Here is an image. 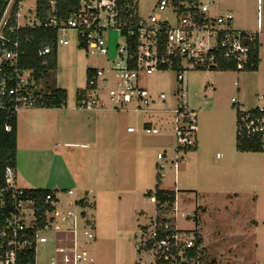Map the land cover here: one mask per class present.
Listing matches in <instances>:
<instances>
[{"label": "rangeland", "instance_id": "374dc122", "mask_svg": "<svg viewBox=\"0 0 264 264\" xmlns=\"http://www.w3.org/2000/svg\"><path fill=\"white\" fill-rule=\"evenodd\" d=\"M137 1L139 15L152 12L159 19L175 21V14L169 7L163 11L156 9L158 0ZM211 1L210 14L230 10L233 28L258 32V69L220 71L187 68L185 64V91L181 90L177 73L171 68L141 74L138 79L141 86L153 95L165 93V100L156 101L154 111L147 114L135 112L131 104H127L125 110L91 111L77 106L76 93L86 84L87 67L106 68L120 60L117 48L124 44V37L117 29L109 28L103 33L108 47L105 55L79 46L73 30L64 35L69 41L67 44L57 45V66L47 81L66 90L62 107L65 112L59 114L56 121L65 133L53 136L52 143L56 144L61 161L81 177L78 175L80 179L70 186L63 179L60 182L65 185L56 191V210L61 214L69 211L71 216L65 221L59 220L58 231L48 228L40 232L46 237V242L38 243L35 249V258L40 262L47 263L61 256L62 252L55 250L58 246L64 247V251L74 246L75 251H84L85 256L139 255L136 244L142 236L141 226H147L157 211L148 196L133 189L135 185L152 191L157 187L174 189L176 215L173 218L171 210L172 220L175 227L185 233H188L185 229L194 225L193 216L198 205L206 208L205 229L227 221L239 233L241 218L247 229L253 227L251 219L264 220V210L252 204V195L264 197V151L240 153L235 149L236 107L264 106V0ZM39 86H43V81H39ZM181 98L195 114L193 147L196 148L187 151L175 149L172 110ZM111 105L106 104L107 107ZM29 111L31 108H22L16 114L20 116ZM44 118L48 120L47 116ZM30 120L24 118L23 125ZM145 122L156 126L159 132H142L140 128ZM128 126L136 130L127 132ZM118 150L123 156L117 154ZM137 151L141 153L140 159ZM157 153L164 157L156 158ZM175 155L179 157L176 182L168 162L161 170L164 177L159 180L158 163ZM244 177L255 179L254 192L239 198L226 211L223 207L226 202L217 190L236 188L241 191L244 187L239 181ZM81 199L86 204L76 203ZM237 208L242 211L241 218L233 214ZM85 232L92 236L88 237ZM255 235L257 244L247 249L250 258H255L251 264H264V222L259 223ZM142 253L154 257L153 251ZM204 253L205 262L210 254L207 249Z\"/></svg>", "mask_w": 264, "mask_h": 264}, {"label": "built area", "instance_id": "2783aa9c", "mask_svg": "<svg viewBox=\"0 0 264 264\" xmlns=\"http://www.w3.org/2000/svg\"><path fill=\"white\" fill-rule=\"evenodd\" d=\"M212 1L195 2L184 0H158L156 9L163 11L169 7L175 14V21L159 19L155 13L146 16L139 15L135 28L122 32L117 20V0H80L78 10L66 20H57L55 16L41 17L37 13L36 0H0V110L15 113L22 108L35 107V81L32 70L22 68L20 61L25 56L23 40L27 39L26 32L30 29L56 28L55 47L58 44H67L64 35L68 30L76 32L78 42L93 53L107 54L108 47L103 35L109 28H115L124 37V44L118 45L120 60L108 67H91L92 73L86 84L77 91V106L92 111L104 109H123L127 104L137 113L154 111L153 104L165 100V93L153 95L148 89L139 84V75L151 74L155 70L167 68L176 69L177 79L182 91L186 90L183 70L185 64L190 68H208L216 65L215 49L223 50L225 56L231 57L235 66L242 69L248 61L247 41L258 36L257 31L235 29L232 26L233 14L230 10L224 13L210 14ZM136 37L135 49L130 51L127 36ZM52 50V45L39 47L37 54L43 56ZM235 101V98L232 97ZM112 103L107 107V103ZM113 106V107H112ZM174 112V134L176 136V150L185 151V148L195 144V114L188 109L186 100L181 98ZM238 117V129L246 135H257L264 147V116L241 110ZM258 111H264V106H258ZM10 130V125L4 126ZM128 131H135L132 126ZM140 130L147 134L159 132L156 126L149 122L142 124ZM164 155L157 153V158ZM172 166L174 182L177 178L179 157L175 155L167 161L158 163L161 172L167 164ZM5 185L0 187V264H18L19 258L27 249H35L38 243L46 242V237L40 232L52 228L59 230V220L65 221L71 216L67 211L61 214L56 210L54 192L44 197V203L53 205L52 209L44 212L45 219L38 225L37 209L33 198L27 197L25 188L15 185L14 169L5 170ZM71 193V190H68ZM148 199L162 208L167 206L155 196ZM176 215L175 201L173 207L162 213L165 220H157L156 215L151 218L142 233L143 244L151 243L156 259L164 264H198L187 256V249L195 247L193 233L165 231L175 227L172 220ZM74 224V221H73ZM88 237L92 234L85 232ZM202 246L195 247L197 250ZM58 246L56 251L62 252L63 257H72L74 264L85 256L84 251H75L70 246L64 251ZM70 252V254H69ZM33 262V264H34ZM54 264V259L50 260Z\"/></svg>", "mask_w": 264, "mask_h": 264}, {"label": "trees", "instance_id": "16d2710c", "mask_svg": "<svg viewBox=\"0 0 264 264\" xmlns=\"http://www.w3.org/2000/svg\"><path fill=\"white\" fill-rule=\"evenodd\" d=\"M178 1V0H175ZM195 2L197 0H184ZM80 0H36L37 13L41 17L50 18L55 16L57 20H66L72 16L79 8ZM117 20L122 27V32L128 35V31L131 28H135L137 21L139 19L138 14V1L137 0H117ZM27 39L23 40L25 47V56L21 58L20 66L22 68L31 69L33 72V78L35 81L34 94L36 95L35 107H61L64 106L66 100V90L60 86L51 85L48 80L49 76L53 71H55L57 66V56L55 47V35L56 28L51 27L48 29H30L26 32ZM129 42L130 51L135 49L136 37L129 35L127 36ZM46 44L52 45V50L40 56L37 54L39 47ZM248 46V61L245 63L242 69H238L235 66V62L231 57L225 56L223 50L215 49L210 51L215 55L217 64L211 65L208 70H257L260 62L259 58V39L256 36L252 41L246 42ZM79 46H83L82 43L78 42ZM176 71V69H173ZM177 72V71H176ZM92 73V68L89 66L86 69V79ZM39 81H43V86H39ZM78 98L76 93V99ZM251 112L257 113L259 116H264V111L259 112L258 106L249 108ZM236 117H237V134H236V149L238 151H264L262 147V141L257 135L249 136L238 129V117L242 113L241 109L236 107ZM6 124L10 125V130H5L4 126ZM195 147L185 148V151L192 150ZM16 164V114L8 111L0 110V187L4 186L5 183V170L7 167L15 169ZM158 179L161 177L158 174ZM25 193L27 197L33 198L35 201L37 209L38 225L41 226L44 222L45 215L44 212L47 209H52L53 205L45 204L44 197L47 193L53 192L48 188H25ZM146 196H155V198L161 202H166L167 206L165 208L156 205V218L157 220H165L162 217L163 212L169 211L174 204L176 198V191L174 189H164L157 187L156 189L149 190L146 192ZM53 199L56 201L55 195ZM81 205L86 204L83 199L76 201ZM195 216V215H194ZM195 224H198L197 218L194 219ZM147 226H141V234L146 230ZM168 234L174 232H185L180 229H175L171 227L165 231ZM188 232V231H187ZM195 247L200 246L202 239L199 236L196 229L193 231ZM141 237V236H140ZM137 252L142 254V252L152 251L151 243L143 244L141 238L137 241ZM188 248L187 256L192 258L193 261L198 264L204 263V249ZM155 257V255H154ZM34 262V252L33 249H27L26 252L19 258L18 264H33ZM155 264H164V261L156 259ZM185 264V263H181ZM191 264V263H190Z\"/></svg>", "mask_w": 264, "mask_h": 264}, {"label": "crops", "instance_id": "0c3cea01", "mask_svg": "<svg viewBox=\"0 0 264 264\" xmlns=\"http://www.w3.org/2000/svg\"><path fill=\"white\" fill-rule=\"evenodd\" d=\"M62 107L63 106L32 107L29 113L20 116L16 114L15 185L22 188L51 189L57 200L56 191L58 190V187H63V185H65L64 183H67V186L75 184L77 179H80L81 177L78 173H72L70 167L61 161L59 152L55 147L56 144L52 143L53 136L56 138L58 135L65 133L64 129L62 131V128L58 125V122H56L57 116L65 112V109L63 110ZM238 108L241 109L240 107ZM45 116L48 117V120H45ZM26 117L31 120L26 126H24L23 119ZM127 132L133 131L127 130ZM65 143L67 142H64V144ZM82 145L85 146V144ZM238 152L247 153L254 151ZM117 154L123 156L122 151L118 150ZM136 154L138 157L141 156L139 151H137ZM78 175L80 177H78ZM62 179L64 180L63 184L60 183ZM239 184L244 187L241 191L236 188L230 190H217V193H219L226 202L223 206L226 211L234 205L235 201L239 200V198L245 194L250 196V194L254 192L253 188L256 183L254 178L245 179L244 177L240 179ZM133 189L136 191H142L145 196L146 192L149 191L147 188L141 187L140 185H135ZM87 193H89V191H87ZM252 199L253 205H260L261 210H264V197L259 198L257 195H252ZM195 211L193 219L197 218L198 224L196 225L194 221L193 227L185 230H187L188 233H191V231L196 229L201 237V246L204 249V252L205 249H207L208 254H210L205 260V264H251V262L254 261L255 258H250V252L247 249H250V245L255 246L257 244L255 232L259 223L264 222V220L256 218L251 219L250 221L253 227L247 229L243 226V218H241L242 211L237 208L233 211V214L238 215V217L241 218L240 226H242V228L239 229V233L235 232L227 221L215 225L210 229H205L204 213H206V208L203 205H198ZM262 215H264V212H262ZM232 249L234 252H230ZM143 254L144 253L132 256L90 255L84 256L77 261L76 264H155V257ZM50 260L47 263H43L35 258L34 264H50ZM54 264H74V262L72 257H68L66 260L65 257L58 256L57 258H54Z\"/></svg>", "mask_w": 264, "mask_h": 264}]
</instances>
